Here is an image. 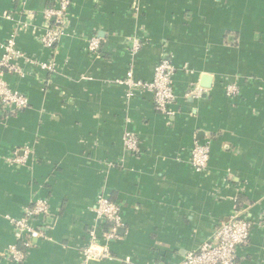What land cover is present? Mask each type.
<instances>
[{"label":"crops","instance_id":"obj_1","mask_svg":"<svg viewBox=\"0 0 264 264\" xmlns=\"http://www.w3.org/2000/svg\"><path fill=\"white\" fill-rule=\"evenodd\" d=\"M70 1L65 35L50 50L42 12L56 0H0V59L16 34L20 51L56 65L54 74L24 65V76L7 75L31 105L0 109V264L16 242L5 217L38 200L51 205L38 221L48 237L25 264H85L100 194L122 206L123 228L110 245L115 260L90 264H181L237 212L254 225L238 263L264 264V0ZM163 60L177 69L172 117L151 93L128 100L121 84L131 69L152 81ZM197 86L207 92L188 97ZM127 131L139 138L137 155L125 148ZM195 141L211 145L205 172L191 164ZM25 148L28 162L11 165Z\"/></svg>","mask_w":264,"mask_h":264},{"label":"built area","instance_id":"obj_2","mask_svg":"<svg viewBox=\"0 0 264 264\" xmlns=\"http://www.w3.org/2000/svg\"><path fill=\"white\" fill-rule=\"evenodd\" d=\"M71 8L70 0H56L54 6L45 8L42 12L45 25L41 43L47 49H55L66 32V22ZM132 54L137 55L142 47L138 39L130 40ZM100 40L93 39L89 45L91 53H98ZM3 56L0 59V109L6 113H21L27 110L31 102L29 98L14 90L7 81V75L24 76V65L37 67L48 74L56 72V65L49 62H39L20 51L17 47L16 34L2 45ZM177 74L175 65L170 60L161 61L154 70V78L145 82L136 78L131 69L121 82L126 88L128 100L135 97L137 92H148L154 97L156 110L167 117L176 115L174 105L177 101L174 81ZM207 92L202 87H194L188 97L201 98ZM239 93L237 86H229L228 95L235 96ZM125 148L129 154L140 153L139 138L130 131L123 137ZM22 153V154H21ZM211 145L208 142L195 141L191 152V164L197 172L209 169L211 161ZM32 152L30 148L17 149L8 162L14 166L25 165ZM98 226L89 230V242L82 248V258L85 264L115 260L111 252V242L118 240L123 228V208L109 196L100 194L94 208ZM51 212L48 200H38L23 211L20 218L6 216L14 230L16 242L11 245L5 260L9 264H25L31 250L37 241L47 238V226L38 221L47 219ZM254 225L251 221L237 212L228 220L219 224L213 238L198 248L190 251L181 264H239V256L250 241ZM127 262H129L127 260Z\"/></svg>","mask_w":264,"mask_h":264},{"label":"water","instance_id":"obj_3","mask_svg":"<svg viewBox=\"0 0 264 264\" xmlns=\"http://www.w3.org/2000/svg\"><path fill=\"white\" fill-rule=\"evenodd\" d=\"M205 80H209L208 78H205ZM209 85V84H208ZM208 85H205L204 87L205 88H209Z\"/></svg>","mask_w":264,"mask_h":264}]
</instances>
